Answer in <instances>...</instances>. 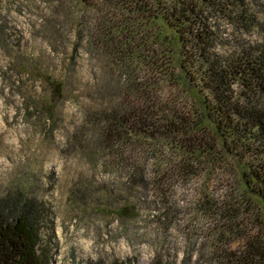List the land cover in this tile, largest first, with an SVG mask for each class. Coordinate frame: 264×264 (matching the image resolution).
I'll return each instance as SVG.
<instances>
[{"label":"trees","instance_id":"16d2710c","mask_svg":"<svg viewBox=\"0 0 264 264\" xmlns=\"http://www.w3.org/2000/svg\"><path fill=\"white\" fill-rule=\"evenodd\" d=\"M78 2L96 13L79 31L102 96L88 114L90 154L110 177L123 174L121 191L135 197L120 216L152 210L170 228L179 223L177 192L192 186L183 225L211 243L209 263L264 264V43L228 57L217 51L218 21L264 32V19L249 0ZM151 19L172 34H150ZM67 76L43 78L49 99L37 113L49 127L66 88L78 86ZM180 90L184 99L174 96ZM48 213L36 199L0 198V264L52 263Z\"/></svg>","mask_w":264,"mask_h":264},{"label":"rangeland","instance_id":"374dc122","mask_svg":"<svg viewBox=\"0 0 264 264\" xmlns=\"http://www.w3.org/2000/svg\"><path fill=\"white\" fill-rule=\"evenodd\" d=\"M249 3L264 19V0ZM87 6L78 0H0V198L36 199L49 212L51 264H210L211 243L196 241L203 237L200 228L183 225L191 212L192 186L177 192L179 223L170 228L152 219V210L148 215L134 207L132 218H122L119 207L126 199L135 203L120 189L126 177L117 172L110 177L90 154L95 150L87 141L88 114L102 96L93 87L95 61H88L79 36L85 15L96 16ZM217 25L222 56L264 43L262 29H238L223 20ZM150 26V34H172L160 19ZM67 72L78 86L66 88L49 127L46 115L37 113L49 99L43 78L63 79ZM185 95L180 90L174 96ZM195 244L201 251L192 256ZM197 253L203 254L199 262Z\"/></svg>","mask_w":264,"mask_h":264}]
</instances>
